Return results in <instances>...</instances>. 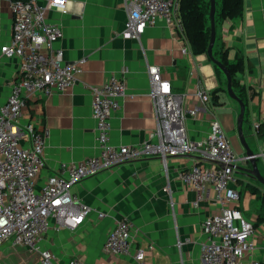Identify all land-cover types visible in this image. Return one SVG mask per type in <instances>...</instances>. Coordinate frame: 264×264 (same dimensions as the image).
I'll use <instances>...</instances> for the list:
<instances>
[{
	"label": "crops",
	"instance_id": "1",
	"mask_svg": "<svg viewBox=\"0 0 264 264\" xmlns=\"http://www.w3.org/2000/svg\"><path fill=\"white\" fill-rule=\"evenodd\" d=\"M45 15L61 27L56 46L63 49L67 61L78 63L81 71L67 90L47 97L35 94L23 106L20 125L32 123L45 137V166L39 175V187L60 162H75L98 153L90 86H99L114 74L124 77L127 93L111 118L112 143L137 144L150 136L157 119L148 94V64L158 65L174 91L184 95L186 110L196 109L186 118L189 137L204 138L216 119L234 152L245 156L237 129L240 106L227 92L226 75L207 52L194 53L191 46L189 52H183V33L175 23L160 18L145 28L139 40L124 38L128 11L123 0H68L66 10L47 8ZM12 24L10 2L0 0V44L10 40ZM214 50L227 51L231 60L239 54L245 59L244 69L235 75L239 86L233 87L245 102L244 132L257 153L264 149V0H244L243 16L236 21L216 19ZM18 76L19 59L1 57L0 101L7 98ZM201 86L212 95L208 103L198 96ZM256 122L262 126L260 133V127L255 130ZM22 143L26 145L27 140L22 138ZM195 160L208 164L194 154L169 156L166 166L159 156H147L82 179L72 191L93 208L92 213L75 229L57 230L51 220L41 247L52 250L62 264L72 258L80 264H139L134 252L116 255L104 249L108 232L119 218H126L133 225L134 248H145L144 264H201L200 242L205 238L201 223L218 211V206L210 199L198 200L197 192L180 179L181 171ZM259 160L264 174V164ZM239 165L250 166L240 160ZM237 186V207L255 224L252 256L264 264V221L256 223L264 185L239 171ZM99 210L106 216L98 217ZM0 264L42 262L37 251L6 240L0 244Z\"/></svg>",
	"mask_w": 264,
	"mask_h": 264
},
{
	"label": "built area",
	"instance_id": "2",
	"mask_svg": "<svg viewBox=\"0 0 264 264\" xmlns=\"http://www.w3.org/2000/svg\"><path fill=\"white\" fill-rule=\"evenodd\" d=\"M45 1L9 0L13 13L11 38L0 44V58L19 59V76L11 83L7 98L0 101V244L12 240L30 252L37 251L42 264H62L40 242L50 230L51 220L57 230L75 229L92 213L93 208L73 193L75 184L101 170L147 156H159L166 166L169 156L194 154L208 164L195 160L181 171L180 179L197 192L198 200L210 199L218 206V211L201 223L205 234L200 242L201 264H262L252 256L254 223L237 207L238 162H245L248 156L239 157L234 152L226 131L216 119L211 122L207 136L189 137L186 118L189 113L195 114L196 109L184 108V95L174 91L171 81L156 64L147 65L148 94L157 119L150 136L137 144L112 143L111 118L127 93L124 77L114 74L103 84L90 86L98 153L75 162H60L38 186L45 166V137L32 123L20 125L23 106L35 94L47 97L55 91L67 90L81 71L80 65L67 61L63 49L56 46L62 35L61 27L45 15L47 8L66 10L68 0ZM123 2L128 11L122 31L124 38L139 40L149 24L163 18L178 26L185 41L182 50L190 51L179 16L181 0ZM197 93L203 103L212 99L211 93L202 86ZM254 127L258 132L260 124L256 122ZM22 138L27 140L26 145ZM255 156L264 164V149ZM97 216L103 218L106 214L99 210ZM132 226L128 219L119 218L108 232L104 249L116 255L134 252L139 264H144L145 248H134ZM67 264H80V261L72 258Z\"/></svg>",
	"mask_w": 264,
	"mask_h": 264
},
{
	"label": "trees",
	"instance_id": "3",
	"mask_svg": "<svg viewBox=\"0 0 264 264\" xmlns=\"http://www.w3.org/2000/svg\"><path fill=\"white\" fill-rule=\"evenodd\" d=\"M218 5V6H217ZM216 19H231L236 21L243 16L244 0H216ZM210 0H181L179 16L184 33L194 53L207 52L210 41ZM215 58L227 66L233 77V86L238 87L239 82L235 79L237 72L242 71L245 66V59L237 55L235 59H229L227 51H213ZM218 68V66H217ZM219 69V68H218ZM241 90V89H240ZM262 131L260 127L259 133ZM258 194L257 188L250 187ZM262 208L256 223L264 221V196L262 197ZM255 226V224H254Z\"/></svg>",
	"mask_w": 264,
	"mask_h": 264
},
{
	"label": "water",
	"instance_id": "4",
	"mask_svg": "<svg viewBox=\"0 0 264 264\" xmlns=\"http://www.w3.org/2000/svg\"><path fill=\"white\" fill-rule=\"evenodd\" d=\"M216 0H210V28H211V35L210 41L207 49V54L211 58V60L224 72L227 78V92L230 97L237 100L240 106V113L237 119V129L240 140L245 148V156H248L246 162H249L250 166H243L239 165V171L246 175H249L255 179H257L260 183L264 185V174L261 172L259 167L258 158L255 156L256 152L254 149L249 145L246 139V135L244 132V122H245V111L246 105L244 100L240 97V95L235 91L233 87V77L229 69L225 64H223L219 59L215 58L214 56V46L216 42Z\"/></svg>",
	"mask_w": 264,
	"mask_h": 264
},
{
	"label": "rangeland",
	"instance_id": "5",
	"mask_svg": "<svg viewBox=\"0 0 264 264\" xmlns=\"http://www.w3.org/2000/svg\"><path fill=\"white\" fill-rule=\"evenodd\" d=\"M259 166H261V161L259 160ZM264 169V168H263ZM264 171V170H263ZM252 187V186H251ZM14 244H19V243H15L13 242Z\"/></svg>",
	"mask_w": 264,
	"mask_h": 264
}]
</instances>
